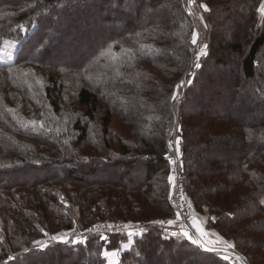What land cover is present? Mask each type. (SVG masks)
<instances>
[{
    "label": "trees",
    "instance_id": "16d2710c",
    "mask_svg": "<svg viewBox=\"0 0 264 264\" xmlns=\"http://www.w3.org/2000/svg\"><path fill=\"white\" fill-rule=\"evenodd\" d=\"M263 1H191L206 5L198 11L206 52L197 68L180 0H168L162 15L164 0H0V45L20 41L15 58L0 62V264H107L104 247L122 249L119 264H232L157 222L175 214L168 141L176 119L186 193L215 215L210 227L264 264ZM63 23L85 31L55 42L50 34ZM223 32L232 40L218 50ZM59 45L65 54L53 52ZM230 62L229 80L211 75ZM217 80L223 89L204 90ZM116 116L135 139L112 135ZM94 121L100 143L88 155ZM216 156L223 161L201 167ZM53 164L63 168L52 172ZM22 169L39 177H20ZM111 216L139 223L130 247L121 233L109 243L86 232L79 242L34 244L46 231Z\"/></svg>",
    "mask_w": 264,
    "mask_h": 264
},
{
    "label": "rangeland",
    "instance_id": "374dc122",
    "mask_svg": "<svg viewBox=\"0 0 264 264\" xmlns=\"http://www.w3.org/2000/svg\"><path fill=\"white\" fill-rule=\"evenodd\" d=\"M68 1V0H67ZM192 0H180L182 7L186 13V15L188 16V18L191 21L192 24V35H191V43H192V39L193 36L195 35L197 37V43L194 45L192 43V53L190 56V60H189V64L191 62V66L192 67H197L199 68L201 65V58L204 55V53L206 52V44L205 41L202 40V35H203V31L201 29V27L199 26V21H198V11L200 9V7H205L206 5L202 4L199 7H197L196 9L193 7V5L191 4ZM165 2V7L159 9V14L162 15L165 13V11L167 10V6H168V0H164ZM136 4V3H135ZM127 4H124V8L127 9ZM264 7V1L261 4V8ZM123 8V9H124ZM133 8V6H132ZM260 8V9H261ZM69 11H72V9L68 8ZM124 12L127 13L129 12L128 10ZM136 7H134L133 9V13H135ZM68 11V12H69ZM74 11V10H73ZM262 15L264 13L260 12ZM99 15L97 14V10H96V14H93L92 17V21L96 20L97 17ZM200 16V15H199ZM229 13L225 14L224 18L223 16L221 17L218 16L219 19L222 20V22H225L228 19ZM69 22V21H68ZM119 22H121L120 24H124V20H120ZM69 25V24H68ZM86 26V25H84ZM228 31H232V34H235L238 32V30H236L235 28H227ZM69 31V32H68ZM80 31H85V30H78V29H74L71 28V26L69 25L68 27L66 26L65 23H63L60 27L59 30H57L56 32H52L50 35L52 36V38L54 39L55 42H60L61 44H66L67 42V38H65V35H69V36H74L79 34ZM226 31V30H225ZM83 34V33H82ZM85 34V33H84ZM228 32H223L221 33L222 37L219 38L215 48L218 50H222L223 48H225V46L227 45V43L232 40V36L229 37L227 36ZM91 36V35H90ZM92 37V36H91ZM90 37V38H91ZM84 38V36H78V39H82ZM88 43V42H87ZM89 44V43H88ZM20 45V41L19 40H14V39H4L3 42L0 45V55L7 57L10 54V58H6V59H2L0 60V62H9L11 60H13L15 58L16 55V51L18 49ZM90 45H88L87 47H89ZM80 50L81 51H85L87 50V48H85V45H81L80 46ZM53 52L59 53L61 55L65 54L64 49L62 48V45H59L57 47H55L53 49ZM227 59L232 60V57H228ZM192 60V61H191ZM234 68V64L233 62H230L229 64H226V66H219L217 67H212L210 70V73L212 76L215 77H221L222 80H229V76H227L230 73V69L232 70ZM191 73V71L189 72V74ZM227 74V75H226ZM182 78V77H181ZM96 81H100V78H96ZM216 85L215 86H206L204 90H208L207 92L211 91H216V90H220L223 89L222 85H219L218 80L215 81ZM180 85V82L177 84V86ZM204 90H200L202 93H204ZM178 92V95H177ZM198 92V91H197ZM174 95V94H173ZM176 98L178 99V102H180V89L176 88V94H175ZM85 109V108H83ZM85 112V110H84ZM65 113L67 114H71V115H75L73 113V110H71L70 108H68ZM79 115H83V110L82 111H77V116ZM178 115V112H177ZM99 125H100V121H94L90 124V128L91 129V133H90V139L95 142V143H91L88 144L87 148H91L89 149H85L84 153L88 152L89 154H93V149L95 148L94 145H96L97 143H100V138H99ZM133 126H130L129 124H125L124 121L122 119H120L119 117L116 116L115 119V123L113 124V134L114 136H122L123 140L126 139H135L136 135L134 134L133 130H132ZM179 130H180V123L179 121L177 122V119L174 122L173 125V129L171 132V136L170 139L168 141V148L171 152V154L169 155V157H174V159L171 158V161L169 162V180H170V195H171V201H172V197H173V192L176 188L180 187L183 193V199L184 201L181 203L182 207H186L189 214H191L192 216V225L195 229V231L203 238V240L205 241V243L207 244L204 245L205 249H210L213 252H217L219 253L223 258H225L226 260H228L229 262H231L233 264V261L231 259V255L228 254L229 251H232L233 253H241L243 254L249 261L250 259L248 258V256L240 249H238L237 245H235V241L232 239H225L218 231H216L214 228L209 226V221L211 219H213L215 217L214 214H212L210 212V210L208 208H205L203 210H198V208L195 206V204L193 203V201L190 199V197L188 196V194L186 193L185 190V178H184V173H183V159H182V137L179 134ZM115 142H111V150L114 149L116 150V139H114ZM177 141H179V143H177ZM232 149L234 150V147H232ZM223 157L220 156H216V157H207V162H204L203 164H201V167H207L209 165L210 161H223ZM61 165V164H60ZM52 167L49 169L50 171L54 172L57 171L59 167L63 166H59V165H51ZM217 166H221L220 164ZM178 169V171L180 172V176L178 179L175 178L174 176V170ZM112 169L116 170L115 167H112ZM15 173L20 176L23 177L25 176L26 178H34V177H39V175H35L34 174H30L27 173V171H25V169L22 170H16ZM91 187V186H89ZM77 192L75 193H79L78 190H76ZM79 205L75 204V209L73 210V214L77 217H79ZM109 212H114V209L111 208L109 210ZM177 211H175V216H176ZM112 215H116V213H111ZM173 216V217H175ZM160 217V216H159ZM163 218H160L162 220H158L157 222L162 223L163 224V220L166 218H172L171 216H161ZM157 218V217H156ZM98 222V223H97ZM155 222V221H153ZM80 223V222H79ZM77 223L73 228H61V229H56L54 231H46V233L44 235H42L40 238L36 239L34 244L37 247H41V248H45L46 246H48L49 244H52L54 242L57 241H61V242H79L82 241V234L85 236V233H96L93 232L91 230V227L97 223L96 225L102 226V228L104 229V233H97L100 234L101 239L105 240V243H109L110 242V234H114L116 233V228L120 231L119 233L121 234H127L129 236L130 241H128L125 245H128V247H130L131 242L133 241V238L136 236H139L142 231L140 229V227L138 226V222H134V221H129L123 218H114V217H106V218H102V219H98L97 221L91 223L89 226L86 227H82L81 224ZM110 230H112L111 232H109ZM184 232H189L190 234H192L193 238H195V235L193 232L188 231V230H179V232L175 233L178 236H183ZM246 232V231H245ZM244 233L240 234V236H244ZM55 237V239H53ZM196 239V238H195ZM228 241L229 243L225 242ZM39 242V243H37ZM256 243L250 242V250L252 249V247L255 246ZM46 245V246H45ZM124 247L123 248H128V247ZM121 250L122 249H107L106 247L103 248L102 251V255L105 257L106 259V263L108 264L109 262H112V257L111 255H116L117 257V263L119 264L120 262V254H121ZM264 254V252L262 253ZM264 258V257H263ZM256 260V258H255ZM256 262L258 264H263L261 261L259 262L258 260H256ZM250 263H252L250 261ZM111 264V263H109Z\"/></svg>",
    "mask_w": 264,
    "mask_h": 264
},
{
    "label": "built area",
    "instance_id": "2783aa9c",
    "mask_svg": "<svg viewBox=\"0 0 264 264\" xmlns=\"http://www.w3.org/2000/svg\"><path fill=\"white\" fill-rule=\"evenodd\" d=\"M174 159V157H171ZM171 158L169 157V162L171 161ZM174 176L176 179L179 178L180 172L178 169L175 168L174 170ZM184 201L183 199V193L180 187L176 188L173 192L172 197V204L175 207V211H177L176 216L172 218H166L163 220V225H166L171 231L177 232L179 230H188L194 233L195 238L198 239L202 244L206 245L203 238L195 231L193 225H192V216L189 214L186 207H182L181 203ZM162 219H159V221ZM98 223V222H97ZM95 223L91 230L96 233H104V229L102 226L96 225ZM160 223V222H159ZM162 224V223H161ZM110 230L109 232H111ZM116 233H119L122 230H119L116 228ZM229 255H231V259L233 261V264H252L250 261L241 253H233L232 251L228 252Z\"/></svg>",
    "mask_w": 264,
    "mask_h": 264
},
{
    "label": "snow or ice",
    "instance_id": "6c2138e0",
    "mask_svg": "<svg viewBox=\"0 0 264 264\" xmlns=\"http://www.w3.org/2000/svg\"><path fill=\"white\" fill-rule=\"evenodd\" d=\"M260 11L262 13H264V7H262L260 9ZM192 43L194 45L197 43V37L195 35L193 36ZM6 58H10V54L7 57L0 55V60L6 59ZM182 87H183V84L177 86L178 89H180ZM177 95H178V92H177ZM173 99H176V96H174ZM177 143H179V141H177ZM213 220H214V218H213ZM183 236L186 239H188L193 245H195L197 247V249L210 250V249H205L203 244L198 239L193 238L192 234H190L189 232H184ZM53 239H55V237ZM65 242H67V241H65ZM37 243H39V242H37ZM125 247H128V245H125Z\"/></svg>",
    "mask_w": 264,
    "mask_h": 264
},
{
    "label": "crops",
    "instance_id": "0c3cea01",
    "mask_svg": "<svg viewBox=\"0 0 264 264\" xmlns=\"http://www.w3.org/2000/svg\"><path fill=\"white\" fill-rule=\"evenodd\" d=\"M111 257H112V262H109V261H108V264H109V263H111V264H118V263H117V257H116V255H111Z\"/></svg>",
    "mask_w": 264,
    "mask_h": 264
}]
</instances>
